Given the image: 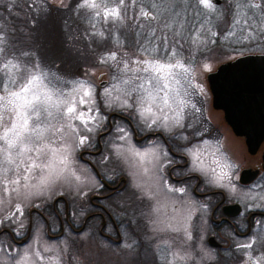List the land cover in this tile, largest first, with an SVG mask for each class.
<instances>
[{
    "label": "rangeland",
    "instance_id": "374dc122",
    "mask_svg": "<svg viewBox=\"0 0 264 264\" xmlns=\"http://www.w3.org/2000/svg\"><path fill=\"white\" fill-rule=\"evenodd\" d=\"M48 1L57 8L66 7L69 3V0ZM176 1L191 3L188 0H157L161 19L153 21V25L162 30L158 31L157 35L168 36L170 44L176 39L181 41L182 47L181 45H177L176 47L182 53L181 58L183 61L191 69L188 80L182 81V86H180L182 98L187 101L185 108L192 107L196 109V112L207 115L214 125H216V128L221 131L224 145L237 146L238 141L232 138L221 112H215L211 108L210 97L207 94L206 76L219 65L231 61L240 55L249 53L264 54V0H220L221 4L217 5V11L213 13L201 10L195 3V0H191L192 5L188 8L179 11V6L175 5ZM151 3L152 0H141L139 4H132L128 0V17L131 18L134 13L138 14L139 8L142 5L156 12V9H151ZM88 12L92 14L90 10ZM177 13L179 15H176ZM201 18L202 21H199ZM235 19H239L240 24H234L233 21ZM91 20L92 24L96 28L98 27L97 33H103V36L99 35L100 37L108 38L110 36L109 33L112 34L104 43V46L101 47L103 50H98V53L95 54L89 45H87L81 49V57L77 59V56L70 57L68 49H65V47L60 49L59 47L57 51L62 50V57L51 59V66L56 68L59 73L65 75H60L62 77L58 78L60 81L54 83L59 84L61 81L68 82L64 85L65 90L70 89L71 82L77 80L88 81L93 86L95 89V104L92 107L98 110L95 114L98 117L99 127L91 124L89 127H93L94 130L89 132L79 121H73V124L77 126L78 134L71 132L69 129H65L62 133L57 134L62 139H57L55 146L59 147L63 144L69 147L71 164L61 178L55 179L54 182H50L47 185L40 184L41 176L47 174L46 170L35 169L30 173H26L24 166L16 169L15 164L9 165L4 162L5 156L0 154L3 164L0 171V212L4 209L5 217L10 216L11 220H16V217H12L13 207L16 208L15 213L20 215L21 235L24 234L23 232H26L27 215L25 211L27 207L35 209L32 213V219L38 225L37 222L39 220L35 212L39 211L42 206L50 205L59 196L66 200L68 206L79 220L83 219L88 208V197L95 190L97 180L90 168L79 160L78 155L81 150L94 151L96 149L97 134L106 129L109 114L115 113L125 116L135 127L136 131L141 134L147 121L151 122L152 119V117H149L145 120L140 116V105L135 99L138 95L137 93H133L132 97L124 95V91L130 90L132 85H125L122 81L130 78L132 73L121 71L123 68L122 63L118 64L117 61L111 60L107 63H101V59L111 51L118 53V60L123 56L125 51H128L130 55L134 54L138 42L153 47L158 46L160 42L156 41L149 45L151 37L147 34V29L135 27V24L139 23V21L133 22L131 19H128L123 25L105 24L100 18L94 17L93 14ZM143 23L147 24V21H143ZM165 23H170L171 28H163ZM177 32L180 33L179 36L175 35ZM212 32H216L217 35L212 36ZM132 33H134L133 36L131 35ZM229 33L233 34L229 35ZM193 38H197L196 42H193ZM46 53L42 56L41 61L48 65L47 60L49 58H45ZM92 54L94 56L91 57ZM163 54L164 49L162 47L159 53H153V55ZM78 64L80 67H78ZM205 65L208 66L207 69H205ZM1 71V74L4 76L0 78V81L3 80L2 83L0 82V87H3L5 84L11 86L9 84L8 72ZM13 72L18 76L14 70ZM100 75L101 78H98ZM103 81H106V85L100 87L99 85ZM113 85H118V88H113ZM105 89L111 91L110 97L105 94ZM185 91L187 95H184ZM116 97L120 99L116 100ZM124 99H128L129 103L134 104V107H121ZM190 104L191 106H189ZM153 111L157 115L162 116V113L155 106H153ZM168 115L171 117L174 113L169 111ZM112 122L125 129L128 134L127 138L123 141L119 139L123 135V133L118 131L119 127L112 137L102 139L104 149L100 156H88L86 158L91 159L94 165L96 163L101 171H105L107 173V175L105 174L106 177L111 181L116 179L117 173L123 176L127 182L126 189L119 197H116V201L123 202V205L127 203L133 205L134 198L139 202L142 197V189L145 183V175H143L144 162L142 163L140 158L134 155L135 152H141V150L133 144L131 134L126 127L127 123H121L113 118ZM159 122L165 124L162 119ZM165 128L170 130L173 127L169 125ZM80 135L86 136L88 139L84 145L77 147ZM203 144L205 145H198L196 147L199 156L197 157L195 172L205 176L209 171L205 169L207 165L204 153L206 150L209 151L207 147L212 148V151H214L216 149V142L207 141V143L204 142ZM28 155L35 157L36 153L33 152ZM213 158L218 159L217 161H212V183L214 187H221L223 186V180L219 183L215 182L213 170L218 174L220 172L218 165L226 164H223V160L219 155L215 156L213 154ZM20 159V157L16 158L17 164L20 162ZM4 168L9 169L7 179H20L19 184H9L7 191L4 189V184L6 183V180L3 179ZM208 168L210 170V167ZM225 170L230 173L229 167ZM72 173H75V175ZM25 175L29 177L27 180L23 179ZM77 176L79 180L76 179ZM245 193L248 192L246 191ZM55 204L61 206L63 202L59 200ZM17 206H19V211H17ZM79 206H81V209L77 212ZM135 224L141 230L140 223L137 222ZM90 229L91 226H87L85 232L78 237L68 233L67 239L50 242L46 239L43 229L38 226L31 241L20 248V259H17L15 264H19V260L20 264H32L33 259L34 264H116V262L117 264H136L137 261L138 264L142 263L143 251L140 245L122 241L117 246H110L98 235L97 229L92 233H90ZM262 232L264 238V229H262ZM201 234L203 238L205 234L204 229H202ZM176 241L177 243L173 244L174 248L180 247V251L179 248L176 249L174 259H169L166 256L165 263L174 260L178 264H186L190 258V256L188 257L190 239L189 234H184L182 227L179 228ZM248 243H252L253 246L251 248L241 247V245ZM232 246L237 250V253L235 251L234 254L231 255L230 253L225 256L223 252L224 256L219 258L214 250H207L203 246L202 240L198 241L199 256L196 264L211 262L212 264H264V260L260 259L264 257V239L239 240L233 242ZM224 247L230 249V245L225 242ZM64 250H66V253ZM37 252H39V256L36 255ZM26 255L27 259L25 260L24 257ZM134 256L138 259H134ZM4 262V264L8 263V258H5ZM11 264H14V262Z\"/></svg>",
    "mask_w": 264,
    "mask_h": 264
},
{
    "label": "flooded vegetation",
    "instance_id": "af4514ba",
    "mask_svg": "<svg viewBox=\"0 0 264 264\" xmlns=\"http://www.w3.org/2000/svg\"><path fill=\"white\" fill-rule=\"evenodd\" d=\"M207 94L212 108L208 82ZM212 110L221 112L224 120L222 111L213 108ZM195 112V108H185L182 114V128L173 127L168 130L165 124L159 121L156 125L148 127L151 122L147 121L142 134L136 131L125 116L109 114L106 129L97 134L96 149H84L78 155L79 160L90 168L97 180L95 190L88 197V208L83 219L79 220L66 200L59 196L50 205L42 206L35 212L39 220L38 225L32 219L35 209L27 207L26 232L21 235L20 215L15 213L16 208L13 207L12 210V217H16V220H11L10 216L5 217L3 209L0 212V264L5 263V258H8L6 264H15L17 259H20V248L31 241L38 226L43 229L46 239L50 242L67 239L68 233L78 237L85 232L87 226H91L90 233L97 229L98 235L110 246H117L122 241L140 245L143 251L140 264H178L174 260L165 263V257L174 259L176 249L179 248L180 251V247L174 248L173 245L177 243L180 227L183 228L184 234L191 236L188 247L190 258L186 264L197 263V242L201 240L203 246L207 250H214L219 258L224 256L223 252L225 256L230 253L232 255L235 251L237 253L232 246L233 242L245 239L263 240L264 140L256 151L251 153L245 138L236 136L224 120L232 138L238 141L237 146H225L221 131L211 119L205 114ZM112 118L128 124L126 127L132 142L141 152L151 150L159 157L155 159L150 155L143 161L144 167L151 170L152 179L149 180L145 176L142 197L139 202L134 198L133 205H123V202L116 201V197L126 189L127 182L120 183L124 179L123 176L117 173L116 179L111 181L106 177L105 171H101L96 163L94 165L91 159H87L88 156H100L104 149L102 139L112 137L117 128H122L114 124ZM205 141L216 142V149L212 151V148L207 147L209 151L206 150L204 156L207 165L205 169L209 173L202 176L195 172L197 157L194 158L191 153H198L196 147L205 145ZM213 154L219 155L223 164L230 168L229 176L223 180L221 187H214L212 183V161L218 159L213 158ZM2 165L0 158V171ZM243 171H249L245 176L246 181L241 180ZM252 173L255 176L251 179ZM167 186L184 188L185 191L169 192ZM246 191L248 193H245ZM145 193L152 198L149 199ZM59 200L63 202L61 206L55 204ZM80 209L81 206L77 212ZM137 222L140 223L141 230L135 224ZM202 229L205 231L203 238ZM224 242L230 245V249L224 247ZM64 251L66 253V250Z\"/></svg>",
    "mask_w": 264,
    "mask_h": 264
},
{
    "label": "snow or ice",
    "instance_id": "6c2138e0",
    "mask_svg": "<svg viewBox=\"0 0 264 264\" xmlns=\"http://www.w3.org/2000/svg\"><path fill=\"white\" fill-rule=\"evenodd\" d=\"M127 2L128 0H80L78 8L90 10L94 17L100 18L105 24L123 25L128 19L133 22L139 21L135 27L147 29V34L151 37L149 45L156 41L160 42L155 47L138 42L134 54L130 55L128 51H125L119 60L118 53L111 51L101 59V63H107L109 60L117 61L118 64H123L121 71L132 73L130 78L122 81L125 85H132L130 90L124 91V95L132 97L133 93L138 94L135 99L140 105V116L145 120L152 117L148 127L156 125L162 119L165 126H169L170 123L171 127L182 128L184 127L182 114L187 101L182 98L180 86L182 81L188 80L191 69L183 61L182 53L176 47L177 45L182 47L181 41L176 39L170 44L167 35H157L158 31H162L153 25V21L161 19L157 0H152L151 3V9H156V12L142 5L138 14L134 13L131 18L127 15ZM130 2L139 4L141 0H130ZM195 3L204 12L213 13L217 11L219 0L215 2L214 0H195ZM143 21H147V24ZM233 23L240 24V20L235 19ZM92 27L95 28V25L93 24ZM163 28L170 29L171 24L165 23ZM94 34L103 36V33ZM211 34L217 35L216 32ZM232 34L229 33V35ZM175 35L179 36L180 33L177 32ZM196 39L193 38V42H196ZM161 47L164 49V54L153 55V53H159ZM0 51L3 50L0 49ZM204 67L207 69L208 66ZM37 69L38 65L25 66L21 72L20 65L13 64L10 60L3 65V70L9 74L11 86L5 84L0 87V154L5 156L4 162L9 165L15 164L16 169L24 166L26 173L35 169L46 170L47 174L41 176L40 184L47 185L61 178L71 164L69 147L63 144L59 147L55 146L56 140L62 139L57 134L65 129L78 134L77 126L73 124V121H79L87 131H93L94 128L89 125L94 124L95 127H99L98 117L95 114L98 110L92 107L95 104V89L88 81H72L71 88L65 90L64 85L68 82L61 81L59 84H54L46 71ZM13 70L19 72V76H16ZM113 88H118V85H113ZM105 94L110 97L111 91L105 89ZM184 95H187L186 91ZM119 99L116 97V100ZM153 106L162 113V116L153 111ZM121 107L132 108L134 104L124 99ZM169 111L174 115L170 117ZM118 131L123 133L119 139L125 140L128 135L125 129L120 128ZM87 139L88 137L80 135L76 146L84 145ZM33 152L36 153L35 157L28 155ZM191 154L194 158L199 156L196 152ZM134 155L138 156L142 163L150 155L159 159L158 155L151 150L137 151ZM17 157L21 158L18 164ZM218 167H220L218 174L213 170V179L217 183L229 176L225 170L229 167L228 165H218ZM8 171L7 168L3 169V179L6 180L5 191L8 190L9 184L20 183L19 178L7 179ZM150 171L147 167L143 169V175L149 180L152 179ZM72 174L75 175V173ZM28 178L27 175L23 177L25 180ZM76 179L79 180V177L77 176ZM165 184L167 185V182ZM167 187L169 192L183 193L185 191L184 188ZM145 195L149 199L152 198L148 193ZM19 210L17 206V211ZM252 246V243L241 245L245 248ZM36 255L39 256V252ZM24 259H27V255ZM260 259L264 260V257Z\"/></svg>",
    "mask_w": 264,
    "mask_h": 264
},
{
    "label": "trees",
    "instance_id": "16d2710c",
    "mask_svg": "<svg viewBox=\"0 0 264 264\" xmlns=\"http://www.w3.org/2000/svg\"><path fill=\"white\" fill-rule=\"evenodd\" d=\"M188 1L191 3L176 1L175 5L181 11L192 5V1ZM79 2L69 0L66 7L57 8L48 0H0V49L3 50L0 51V78L4 76L1 74L3 65L10 60L20 65L21 72L25 66L38 65V70L46 71L49 79L57 83L59 77L65 76L51 66V59L62 57V50L57 51L59 47H65L70 57L77 56V59L87 45L95 54L102 51L101 47L112 34L108 32V38L95 35L98 27H92V14L78 8ZM45 52L48 65L41 61Z\"/></svg>",
    "mask_w": 264,
    "mask_h": 264
},
{
    "label": "water",
    "instance_id": "95a60500",
    "mask_svg": "<svg viewBox=\"0 0 264 264\" xmlns=\"http://www.w3.org/2000/svg\"><path fill=\"white\" fill-rule=\"evenodd\" d=\"M206 78L212 95V108L223 112L224 120L233 133L244 137L248 150L255 152L264 140V54L238 56L219 65ZM105 85L106 81H103L99 86ZM248 174L249 171H243L241 180L246 181ZM254 176L252 173L251 179Z\"/></svg>",
    "mask_w": 264,
    "mask_h": 264
}]
</instances>
